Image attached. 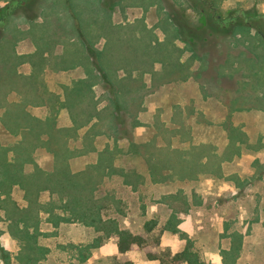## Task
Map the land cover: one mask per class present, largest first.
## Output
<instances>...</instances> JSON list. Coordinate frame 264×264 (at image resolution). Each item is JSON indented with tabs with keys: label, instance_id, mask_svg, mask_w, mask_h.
<instances>
[{
	"label": "rangeland",
	"instance_id": "1",
	"mask_svg": "<svg viewBox=\"0 0 264 264\" xmlns=\"http://www.w3.org/2000/svg\"><path fill=\"white\" fill-rule=\"evenodd\" d=\"M149 1L104 0L107 7H115L114 20L119 22L105 32L123 75L115 87L119 92L113 93L133 110H116L121 102L111 103L96 118L109 130L112 107L129 132L119 139L95 134L88 147L103 148L96 165L74 176L79 180L71 196L41 191L43 207L36 205L25 215L21 239L7 228L5 214L0 220V264H154L144 252L173 253L187 243L205 264H264V177L247 184L239 173H230L238 167L232 156L241 153L248 157L238 168L264 173V118L248 119L243 131L233 125L229 109L238 101L229 103L236 90L248 105L262 98L264 104V39L244 25L235 26L231 36L205 30L201 39L193 38L183 25L201 33L206 18L192 0H156L150 9ZM211 2L223 15L236 8L264 14V0ZM38 4L36 0L35 9L27 10L35 13ZM142 11H163L169 17L163 19L165 31L160 25L151 28V47L144 44V32L130 23ZM94 25L88 15L80 19L87 33ZM193 71L198 80L190 77ZM149 88L152 93L146 95ZM260 91L263 96H258ZM134 106L143 109L138 113ZM128 123L140 132L134 134ZM232 133L244 142L227 147L224 139ZM83 146L74 142V152ZM81 181H86L82 192ZM105 221L144 233L145 248L118 252V235L106 234ZM148 221L155 223L150 231Z\"/></svg>",
	"mask_w": 264,
	"mask_h": 264
},
{
	"label": "crops",
	"instance_id": "2",
	"mask_svg": "<svg viewBox=\"0 0 264 264\" xmlns=\"http://www.w3.org/2000/svg\"><path fill=\"white\" fill-rule=\"evenodd\" d=\"M11 1L0 0V7ZM158 1H149V9ZM117 13L115 7H107L104 0H40L34 17H28L24 12L12 13L0 26V148L5 151L0 150V220H5V214L8 215L7 228L11 227L17 240L21 239V231L25 229V215L36 205H43L40 203L41 191H60L71 196L73 190H77L73 185L79 180L76 177L96 165V158L101 157L99 153L103 148L98 145L88 147L94 136L107 134L119 139L129 132L119 124L115 118L117 112L114 113L112 107L109 110L115 119L112 118L107 125L109 130L96 118L98 112L107 110L111 103L117 106L116 103L123 101L115 98L119 92L116 84L123 76L121 65L109 44L111 37H105L106 27L112 29L119 24L114 20ZM86 15L95 22L90 33H87V28H80V19L84 20ZM152 15H155L153 20ZM167 18L163 11L160 14L142 11L133 15L130 23L144 32V44L151 47L154 45L150 38L151 28L166 25L163 19ZM190 77L198 80L197 72H190ZM224 77L235 78L231 75ZM95 88L100 91L98 95ZM235 92L229 98L230 105L238 99L229 108L232 110V122L245 131L248 119L259 121L264 118L263 98L251 106L244 102V94ZM144 93L150 95L152 88ZM139 94L142 92H135V95ZM257 94L263 96L262 91ZM99 96L101 102L97 103ZM126 106L133 110L128 103L116 110ZM137 107L134 109L139 113L143 107ZM128 124L132 125L134 134L140 132L136 124ZM224 140L227 147L230 143L244 142L243 137L235 138L234 133L229 134V138L226 134ZM74 142L86 146L74 152ZM245 156L248 154L232 156L231 162L239 167ZM258 156L256 154L254 158ZM238 167L230 173H239L246 180L244 183L259 182L264 177L263 172H250L247 166ZM248 175H251L250 179ZM80 183L83 184L79 188L82 192L86 181ZM227 186L231 185L228 183ZM66 201L63 198V202ZM143 248L125 252L118 249V252L131 253ZM144 253L148 256V252Z\"/></svg>",
	"mask_w": 264,
	"mask_h": 264
},
{
	"label": "trees",
	"instance_id": "3",
	"mask_svg": "<svg viewBox=\"0 0 264 264\" xmlns=\"http://www.w3.org/2000/svg\"><path fill=\"white\" fill-rule=\"evenodd\" d=\"M40 1V0H39ZM193 5L196 6L205 16L206 20L201 29V33H193L192 30L185 27L191 37L201 39L205 30L209 32L222 33L224 35H233L234 28L237 25H244L246 27H252L258 32V34L264 39V14L255 9H242L236 8L229 11L227 14H220L215 11L211 0H192ZM203 4V5H202ZM199 5V6H198ZM205 6V7H201ZM36 0H12L9 4L0 7V26L3 23L6 16L12 13L25 12L28 17H34L35 13L30 12L27 9H35ZM205 8V9H204ZM146 228L151 230L155 223L148 221ZM103 228L106 234L116 233L118 235V249L120 252H125L133 248H143L147 244V239L141 234L133 233L129 229L121 228L116 223H110L105 221ZM148 257L157 261L154 264H205L199 254L193 250L190 243L178 252H162L155 254L148 253Z\"/></svg>",
	"mask_w": 264,
	"mask_h": 264
}]
</instances>
